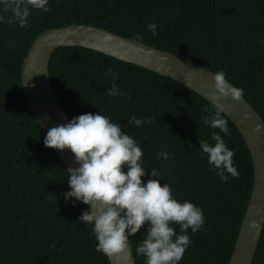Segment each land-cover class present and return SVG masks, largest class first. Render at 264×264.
Returning <instances> with one entry per match:
<instances>
[{
	"label": "trees",
	"instance_id": "1",
	"mask_svg": "<svg viewBox=\"0 0 264 264\" xmlns=\"http://www.w3.org/2000/svg\"><path fill=\"white\" fill-rule=\"evenodd\" d=\"M0 0V264H109L95 251L91 226L78 222L87 210L65 202L68 173L31 116L20 87V68L34 38L50 29L91 25L190 60L243 89L264 121V0H49L48 12L32 10L21 28ZM155 22L154 37L146 25ZM111 67L117 88L109 97ZM53 93L69 121L101 113L119 123L143 151L145 171L157 169L178 201L203 211L204 225L179 264H228L249 200L250 153L234 125L219 133L234 151L238 176L222 182L199 151L212 129L202 117L215 109L186 87L141 67L78 47L56 49L48 63ZM151 117L136 127L127 118ZM171 156L158 159V152ZM143 180V178H142ZM179 233V225H172ZM146 227V225H145ZM144 228L129 236L135 264ZM252 264H264V226Z\"/></svg>",
	"mask_w": 264,
	"mask_h": 264
},
{
	"label": "clouds",
	"instance_id": "2",
	"mask_svg": "<svg viewBox=\"0 0 264 264\" xmlns=\"http://www.w3.org/2000/svg\"><path fill=\"white\" fill-rule=\"evenodd\" d=\"M48 2L9 0L3 7L11 11L18 26L23 28L32 10L49 11ZM146 28L154 37L157 35L155 22L148 23ZM106 72L112 76L106 94L128 99L115 83L118 73L111 67ZM211 76L219 98L237 103L243 100V89L233 85L223 70ZM222 113L223 106L217 105L212 113L202 117L203 125L219 132L210 134L212 142L199 140V151L206 157L210 170L215 171L222 182H227L230 177H237L238 172L233 163L235 153L219 134H230ZM151 121V117L138 119L133 115L127 118V123L136 127ZM255 132L264 133V121L256 125ZM43 144L59 151L67 149L73 154L77 167L66 170L68 190L63 196L65 202L89 206L77 221L91 226L96 240L95 251L112 257L126 250L130 246L129 236L143 227V238L137 241L135 248L136 256L144 258L143 264H179L191 244L188 231L195 234L204 225L203 211L187 200L178 201L170 185L161 184V173L157 169L145 171L142 149L122 131L119 123L100 112L84 113L49 128ZM156 155L158 159L167 160L171 153L161 151ZM173 224L179 225V233Z\"/></svg>",
	"mask_w": 264,
	"mask_h": 264
},
{
	"label": "water",
	"instance_id": "3",
	"mask_svg": "<svg viewBox=\"0 0 264 264\" xmlns=\"http://www.w3.org/2000/svg\"><path fill=\"white\" fill-rule=\"evenodd\" d=\"M62 47L88 49L141 67L186 87L213 107L223 106L222 114L244 140L253 168L249 200L228 264H252L264 226V133L255 132L256 125L263 121L260 115L244 98L240 103L219 98L213 88V72L190 60L91 25L77 24L37 35L21 63L22 95L43 136L49 128L69 121L53 93L48 70L51 54ZM53 151L66 170L77 167L70 150ZM107 260L109 264H135L131 246Z\"/></svg>",
	"mask_w": 264,
	"mask_h": 264
}]
</instances>
